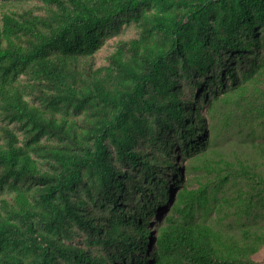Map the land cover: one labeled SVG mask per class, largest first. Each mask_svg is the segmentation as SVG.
<instances>
[{
	"label": "trees",
	"instance_id": "trees-1",
	"mask_svg": "<svg viewBox=\"0 0 264 264\" xmlns=\"http://www.w3.org/2000/svg\"><path fill=\"white\" fill-rule=\"evenodd\" d=\"M40 1L45 15L0 17V264H256L264 226L241 221L264 218V0ZM123 24L136 35L88 64ZM203 105L248 127L256 156L203 162L214 177L153 232L177 159L219 136ZM74 230L105 255L63 243Z\"/></svg>",
	"mask_w": 264,
	"mask_h": 264
},
{
	"label": "rangeland",
	"instance_id": "rangeland-1",
	"mask_svg": "<svg viewBox=\"0 0 264 264\" xmlns=\"http://www.w3.org/2000/svg\"><path fill=\"white\" fill-rule=\"evenodd\" d=\"M27 11L32 12L34 15H45L48 11V8L40 0H0V17L3 12H13L19 15L24 14ZM106 34L107 37L103 48L88 61V64L92 65L94 68L107 65L108 57L116 49L117 43L134 37L136 35V28L131 24H123L118 30H114V28L107 30ZM189 91L190 88L187 87L185 98L189 95ZM226 110V107L223 105L215 108L211 113L212 120H210L209 114L206 112L207 108L205 107V105L201 106V113L204 114L206 118L205 126H216L215 128L219 130V136L215 137L216 129H212V131L208 130L210 145L209 149H207V152L203 155V157L201 156L196 159H184L183 157H179L177 159L178 167L182 169L181 185L172 193V201L166 200V207L162 211L155 212L150 210L147 213V220L149 221L148 228L151 231H156L159 226L164 224L163 220L165 216L169 214L172 202L176 199L177 193L183 187H187L188 189H197L201 185L206 183L207 179H212L214 177V174L209 175V173L205 172L202 169L201 164L203 162L205 163L211 160H218L222 156L227 157L228 155H232L233 153L241 156V158L247 156L250 157V154L256 156L254 150L249 146L250 139L246 136L249 133L248 127L243 126V124L239 120H234L232 118V115L230 114H228V123H223L225 121L223 114ZM79 116L77 115L76 117L79 118ZM257 140L259 139L256 138V141ZM163 156H167V153H163ZM231 159L232 158H230V160ZM167 178H171L170 173L165 174L161 179V182L158 178L154 179V181L151 183V186L154 188V186L159 183L161 184L160 190H164V185L169 182ZM145 180L146 179H143L142 182H144ZM225 195L229 196L230 191L227 190ZM9 196V193L0 191V198H9ZM142 197V194H138L134 198L132 196L128 198H130L131 200L133 199V201L135 202L143 203ZM256 214L258 215L257 219H249L248 221L241 222L249 226L253 225V223H258L259 225L264 226V218L262 215L263 211L259 210ZM174 216L177 217V215ZM211 216V218L213 219V213L211 214ZM213 221L214 222L212 223L215 224L216 221ZM207 222L211 221L207 220ZM218 226L225 229L226 231H229L230 233L235 234L238 238H240L237 228L238 226L234 223V218L232 216H229V219L227 220L220 221ZM85 238L86 237L84 234L74 230L70 231L68 233V236L61 241L65 244H73L85 249L89 248L85 244ZM89 249L95 255H105L98 247H91ZM253 260L256 264H264V247H262L260 251L253 257Z\"/></svg>",
	"mask_w": 264,
	"mask_h": 264
}]
</instances>
